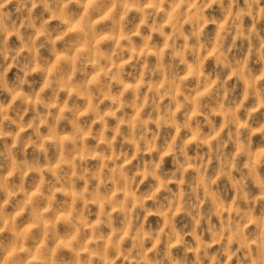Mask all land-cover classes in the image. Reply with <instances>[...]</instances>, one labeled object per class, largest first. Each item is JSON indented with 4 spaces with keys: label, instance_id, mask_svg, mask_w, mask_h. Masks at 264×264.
Returning <instances> with one entry per match:
<instances>
[{
    "label": "clouds",
    "instance_id": "clouds-1",
    "mask_svg": "<svg viewBox=\"0 0 264 264\" xmlns=\"http://www.w3.org/2000/svg\"><path fill=\"white\" fill-rule=\"evenodd\" d=\"M0 264H264V0H0Z\"/></svg>",
    "mask_w": 264,
    "mask_h": 264
}]
</instances>
